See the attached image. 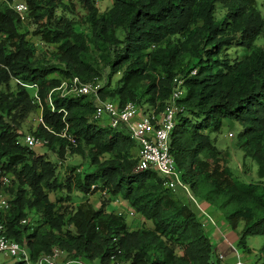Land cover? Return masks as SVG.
I'll use <instances>...</instances> for the list:
<instances>
[{
  "label": "trees",
  "instance_id": "obj_1",
  "mask_svg": "<svg viewBox=\"0 0 264 264\" xmlns=\"http://www.w3.org/2000/svg\"><path fill=\"white\" fill-rule=\"evenodd\" d=\"M95 1L77 0L82 23L58 14L68 11L63 0H25L24 20L0 5V199L8 203L0 226L27 256L12 264H221L194 204L179 195L187 193L165 188L151 169L135 172L138 145L126 129L93 120L92 96L61 97L73 78H104L100 101L146 105L142 113L157 119L181 82L169 140L175 168L196 202L217 208L233 230L243 224L238 247L251 255L247 238L264 237V3L108 0L99 13ZM29 20L51 60L36 56L21 28ZM38 111L31 134L45 142L42 153L20 132ZM224 123L240 126L237 147L256 165V181L235 178L215 146ZM73 156L82 172L63 163ZM97 193L108 204L120 198L124 212L92 204ZM260 255L264 264V246Z\"/></svg>",
  "mask_w": 264,
  "mask_h": 264
},
{
  "label": "built area",
  "instance_id": "obj_2",
  "mask_svg": "<svg viewBox=\"0 0 264 264\" xmlns=\"http://www.w3.org/2000/svg\"><path fill=\"white\" fill-rule=\"evenodd\" d=\"M13 9L21 20H24V14L27 12L26 5L19 2L13 6ZM174 82L176 86L171 94L170 103L164 110L161 119L155 118L152 113H143L138 116L139 109L133 103H128L123 108H119L115 102L100 101L98 96L100 84L96 80L91 83H82L78 78H73L69 82L62 83L58 91L61 93V97L68 95H72V97L92 96L95 100L93 120L105 122L112 129L125 128L130 138L137 143L138 154L135 172L140 173L149 169L155 171L165 180V188L173 192L183 190L196 207L198 204L189 194L187 187L181 182L180 174L177 172L169 153V140L175 129V101L182 96L179 88L181 82L177 80ZM48 102L51 106L50 98ZM228 136L232 137V134ZM23 142L29 149L45 144L44 141L35 138L33 135L24 136ZM8 184L9 179L6 177L2 178V185L7 186ZM0 207L3 209L8 208L6 197H1ZM129 214L133 215L132 213ZM1 232H3L2 226H0V255L8 258L23 257L24 260H27L25 251L17 243L8 240ZM218 258L219 260L222 259L221 256H218ZM42 261L53 264L48 259ZM76 264L81 263L77 262Z\"/></svg>",
  "mask_w": 264,
  "mask_h": 264
},
{
  "label": "rangeland",
  "instance_id": "obj_3",
  "mask_svg": "<svg viewBox=\"0 0 264 264\" xmlns=\"http://www.w3.org/2000/svg\"><path fill=\"white\" fill-rule=\"evenodd\" d=\"M39 1V0H38ZM257 5L260 8L261 4L264 3V0H256ZM25 3V0H0V5L4 7L12 8L16 3ZM63 3L67 7L68 11H58V14H63L64 16H67L68 18H71L74 22L82 23L85 19V14L81 10L80 6L77 4V0H63ZM110 2L108 0H96L95 5L98 8L99 13L104 12L106 9L110 7ZM21 28L28 33L27 38L33 42L37 53L36 56L38 58H46L47 60H51V52L52 48L44 46L39 42L36 38H34L33 34L37 29V26L33 24L31 20L23 22L21 25ZM118 79V78H117ZM105 79H102L101 85L104 86ZM116 79L114 80L115 83ZM32 88V87H31ZM32 91V96L36 99L35 91ZM148 106H144L139 109L138 116H141L142 112L146 110ZM40 123V111L36 112L34 115L30 116L22 125H21V134L24 136L26 135H32L31 132L36 129V127ZM240 131V126L238 124L234 123H224L222 131L219 135L215 137V146L218 150H220L223 153V159L226 161L227 166L232 171L235 178H237L242 183H249L256 181V165L249 159L245 158L243 152L237 147V134ZM232 134V137H229L228 135ZM34 150L38 153H42L44 150L40 147H35ZM48 158L51 161L57 160L56 155L52 154L51 152H48ZM58 161V160H57ZM81 158L73 156L71 158H67V160L63 161V163L66 165L67 163H73L77 168H79V172H82L84 169L83 163L81 162ZM60 169V167H59ZM65 168L60 169L61 172L64 171ZM58 197V194L50 193V199L52 202H54ZM108 198L105 197L102 194L97 193L91 198V203H104L107 204L108 211H114L117 213H123L124 210L121 208V199L118 198L115 201H111L110 204L107 203ZM77 203H80V199H76ZM223 215V214H222ZM33 216V215H32ZM130 217H133V215H130ZM224 216V215H223ZM135 224V223H134ZM243 229V224H240L236 230H233L229 226V232L235 233L236 236L239 239L240 232ZM246 246L252 249V254L247 255L242 248H238L240 258L242 259L243 264H259L257 263L258 259H260V249L264 246V237L256 236V237H249L246 240ZM217 255L213 256V261L216 260ZM9 260V264L13 263V260L10 258H7L4 255H0V261ZM241 261V260H240ZM58 262H61V259H58Z\"/></svg>",
  "mask_w": 264,
  "mask_h": 264
},
{
  "label": "crops",
  "instance_id": "obj_4",
  "mask_svg": "<svg viewBox=\"0 0 264 264\" xmlns=\"http://www.w3.org/2000/svg\"><path fill=\"white\" fill-rule=\"evenodd\" d=\"M178 191L179 190L176 192ZM179 195L190 202L186 194L180 192ZM196 203L198 204L196 206L197 208H194L197 210V215L199 216L207 237L213 245L216 255L222 257L221 264H237L239 262L243 264L240 258V252L237 248L238 237L235 233L229 232V225L222 213L217 208L206 203Z\"/></svg>",
  "mask_w": 264,
  "mask_h": 264
}]
</instances>
